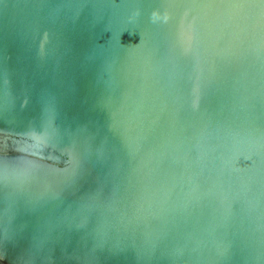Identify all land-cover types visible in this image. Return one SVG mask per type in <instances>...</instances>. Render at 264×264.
I'll use <instances>...</instances> for the list:
<instances>
[{"label":"water","instance_id":"water-1","mask_svg":"<svg viewBox=\"0 0 264 264\" xmlns=\"http://www.w3.org/2000/svg\"><path fill=\"white\" fill-rule=\"evenodd\" d=\"M0 264H264V0H0Z\"/></svg>","mask_w":264,"mask_h":264}]
</instances>
